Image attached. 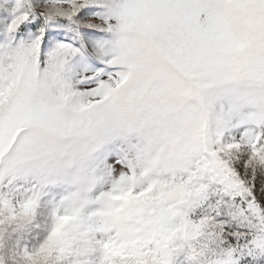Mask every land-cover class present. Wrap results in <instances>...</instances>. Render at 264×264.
Segmentation results:
<instances>
[{
	"label": "snow or ice",
	"instance_id": "6c2138e0",
	"mask_svg": "<svg viewBox=\"0 0 264 264\" xmlns=\"http://www.w3.org/2000/svg\"><path fill=\"white\" fill-rule=\"evenodd\" d=\"M0 264H264V0H0Z\"/></svg>",
	"mask_w": 264,
	"mask_h": 264
}]
</instances>
